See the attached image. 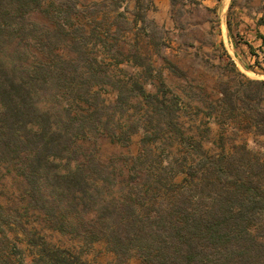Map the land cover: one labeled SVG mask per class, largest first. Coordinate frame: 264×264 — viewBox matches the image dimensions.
<instances>
[{
  "label": "rangeland",
  "instance_id": "rangeland-1",
  "mask_svg": "<svg viewBox=\"0 0 264 264\" xmlns=\"http://www.w3.org/2000/svg\"><path fill=\"white\" fill-rule=\"evenodd\" d=\"M73 2L79 14L60 23L69 32L61 57L49 58L45 84L30 88L28 119L40 117L43 127L31 125L23 134L26 146L0 149V264H57L59 258L143 264L138 257L120 260L104 241L83 240L77 234L81 217L89 228L100 204L117 202L131 190L160 205L171 197L166 184L189 190L192 206L208 209L214 193L232 194L249 181L259 185L250 233L260 255L227 264H264V100L229 106L221 93L225 83L235 91L248 79L264 81V48L256 62L247 60L243 27L237 37L243 57L236 61L221 30L225 16L201 13L188 6L191 0H174L177 32L169 20L148 21L150 38L135 25L134 0ZM240 17L248 18L244 12ZM36 21L37 31L58 26L42 17ZM26 50L32 61L39 54ZM59 113L76 117L75 128L59 123ZM233 158L243 180L229 173ZM217 162L222 173L214 174ZM256 163L263 170L248 174ZM97 165L107 167L113 181L101 195L93 186L103 182L92 168Z\"/></svg>",
  "mask_w": 264,
  "mask_h": 264
},
{
  "label": "trees",
  "instance_id": "trees-1",
  "mask_svg": "<svg viewBox=\"0 0 264 264\" xmlns=\"http://www.w3.org/2000/svg\"><path fill=\"white\" fill-rule=\"evenodd\" d=\"M47 1L0 0L2 150L5 148L12 151L26 146L28 141L23 134L31 130V125L43 127L40 117L28 119L29 111H33L30 88L36 84V87L44 85L47 77L46 61L51 57H61L69 32L60 23H70L72 17L79 14L74 0H64L65 5L57 4L56 0L46 5ZM37 17L55 22L58 25L55 32H46L44 29L37 31ZM259 22L264 24V17ZM10 45L13 49L7 51ZM27 47H33L39 52L33 61ZM241 89L242 95L234 100V94ZM221 93L223 102L229 106H236L239 100L247 106H253V101L261 105L264 100V81L248 79L247 83L241 82L235 91L225 83ZM33 113L37 114L36 109ZM61 115L59 113L60 117H57L59 123L66 128H75L76 117L65 118ZM70 138H75V135L70 134ZM92 168L103 174L102 184H93L95 193L101 195L113 181L107 167L97 165ZM237 168L238 160L233 158L228 163L229 173L236 175V180H243ZM262 170L263 166L256 163L248 174L257 175ZM213 173H222L219 164ZM243 184L247 187L239 184L237 189L240 190L234 191L233 195L218 190L208 209L194 208L189 190H173L167 184L166 189L171 191V197L160 205H149L145 197L134 196L131 190L117 202L100 204L95 209L89 228L85 227L86 222L82 216L77 234L88 242H106L109 250L123 261L138 257L143 264H227L237 259L252 262L261 250L250 233L254 216L251 204L260 201L257 199L259 193L255 194L259 185L252 181ZM81 191L85 193L83 188ZM238 192L248 196L240 197ZM63 232L66 230L63 229ZM57 264L73 263L59 258Z\"/></svg>",
  "mask_w": 264,
  "mask_h": 264
},
{
  "label": "crops",
  "instance_id": "crops-1",
  "mask_svg": "<svg viewBox=\"0 0 264 264\" xmlns=\"http://www.w3.org/2000/svg\"><path fill=\"white\" fill-rule=\"evenodd\" d=\"M142 1L134 0L135 5L132 14L135 17L136 27L145 29V35L148 38L151 37L148 21L151 24H164L165 20H169L174 31H178L179 21L172 0H148V5L145 8L142 6ZM188 4L201 13L213 11L214 13H221L223 17L225 16L221 22V30L225 40L229 42L233 51V58L236 61L243 57L239 46H237V37L243 35L242 28L245 27L246 35L249 37L246 39V46L250 49V56L246 58L251 60V63L256 62L258 50L264 48V24L259 22L264 17V0H191ZM143 9L145 10L144 13ZM241 12L248 16L245 21H240L241 19L244 20L243 17L239 18ZM139 14L144 15V17L138 19ZM230 52L229 50V54ZM233 58L231 57V59ZM262 66L264 67V64Z\"/></svg>",
  "mask_w": 264,
  "mask_h": 264
}]
</instances>
